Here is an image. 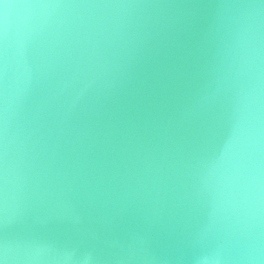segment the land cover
<instances>
[{
    "label": "water",
    "instance_id": "obj_1",
    "mask_svg": "<svg viewBox=\"0 0 264 264\" xmlns=\"http://www.w3.org/2000/svg\"><path fill=\"white\" fill-rule=\"evenodd\" d=\"M0 264H264V0H0Z\"/></svg>",
    "mask_w": 264,
    "mask_h": 264
}]
</instances>
